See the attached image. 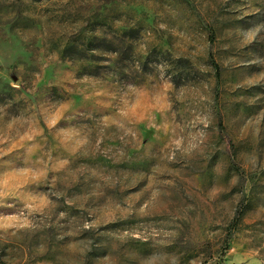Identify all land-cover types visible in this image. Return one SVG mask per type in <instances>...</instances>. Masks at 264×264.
I'll return each instance as SVG.
<instances>
[{"label": "rangeland", "instance_id": "374dc122", "mask_svg": "<svg viewBox=\"0 0 264 264\" xmlns=\"http://www.w3.org/2000/svg\"><path fill=\"white\" fill-rule=\"evenodd\" d=\"M0 264H264V0H0Z\"/></svg>", "mask_w": 264, "mask_h": 264}, {"label": "trees", "instance_id": "16d2710c", "mask_svg": "<svg viewBox=\"0 0 264 264\" xmlns=\"http://www.w3.org/2000/svg\"><path fill=\"white\" fill-rule=\"evenodd\" d=\"M212 65H213V67H214V68H216V66H215L214 62H212Z\"/></svg>", "mask_w": 264, "mask_h": 264}]
</instances>
